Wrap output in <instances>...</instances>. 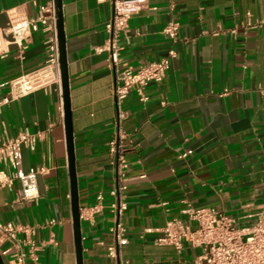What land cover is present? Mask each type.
I'll use <instances>...</instances> for the list:
<instances>
[{
    "label": "crops",
    "instance_id": "0c3cea01",
    "mask_svg": "<svg viewBox=\"0 0 264 264\" xmlns=\"http://www.w3.org/2000/svg\"><path fill=\"white\" fill-rule=\"evenodd\" d=\"M50 4L55 9L54 0H0V98L10 95L12 79L44 64L53 34L40 24L19 44L11 20L36 18ZM63 12L83 209L99 192L110 200L117 179L109 153L118 129L115 76L107 50L98 49L111 37L114 3L63 0ZM173 21L176 38L165 32ZM119 46L135 68L175 51L163 81L143 94L133 88L124 102L128 209L121 221L129 242L121 264H193L201 249L190 242L181 250L155 243L170 220L186 219L191 207L224 211L243 226L264 215V0H147ZM24 134L35 145L20 144L21 168H44L40 195L17 201L20 180L0 186V221L34 228L18 235L40 246L27 264H77L62 86L2 107L0 140ZM116 222L108 208L92 220L81 216L84 264L115 263L108 244ZM7 244L0 235V248Z\"/></svg>",
    "mask_w": 264,
    "mask_h": 264
},
{
    "label": "built area",
    "instance_id": "2783aa9c",
    "mask_svg": "<svg viewBox=\"0 0 264 264\" xmlns=\"http://www.w3.org/2000/svg\"><path fill=\"white\" fill-rule=\"evenodd\" d=\"M113 3V17L106 24L111 37L98 49L107 50V61L115 76L114 95L118 129L116 137L109 144V153L117 168V179L115 186L109 190L110 200L103 192H99L95 202L83 209L80 208V211L82 217L92 220L95 214L102 213L108 208L117 218L116 224L110 229L112 239L108 244V255L115 260L114 264H121L122 248L129 242L127 228L121 221V217L128 209L125 200L128 189L126 176L128 160L125 145L129 134L122 126L127 118L124 102L133 88L143 94L149 84L162 82L175 51L171 49L160 60L137 68L123 62L120 58L119 41L128 34L130 18L145 8L147 0H113ZM40 24L53 32L48 40L45 62L41 67L22 73L11 80L10 95L0 98V111L14 98L39 88L55 84L61 86L59 45L53 5L45 7V12L36 18L20 16L12 19L8 30L14 40L22 44L28 33L38 30ZM178 29V22L173 21L165 27V32L176 38ZM142 98L147 99L146 96ZM24 142H28L33 147L35 137L24 134L16 139L0 140V186H10L18 179L21 182V189L17 201H32L40 195L38 174L44 171V168L33 167L27 172L22 170L20 144ZM191 151L188 150V153ZM50 223H54V220ZM20 232L29 234L34 232V228L26 224L0 221L1 239L8 242L6 247L0 248L6 264H27L28 258L37 260L39 244L31 238H19ZM185 241L201 249L193 264H264V215H260L251 224L243 226L236 218L224 211L191 207L187 210L186 219L170 220L155 243L171 245L181 250ZM23 244L28 245V252L24 251Z\"/></svg>",
    "mask_w": 264,
    "mask_h": 264
},
{
    "label": "water",
    "instance_id": "95a60500",
    "mask_svg": "<svg viewBox=\"0 0 264 264\" xmlns=\"http://www.w3.org/2000/svg\"><path fill=\"white\" fill-rule=\"evenodd\" d=\"M54 7H55L56 28H57V40L59 45L61 86H62L63 107H64V125H65L66 146H67V155H68V170H69L70 185H71V207H72L73 227H74L76 253H77V264H84L80 197H79L77 165H76L70 74H69V62H68V51H67V37L65 32V20H64V12H63V0H54ZM0 264H6L5 259L1 254V252H0Z\"/></svg>",
    "mask_w": 264,
    "mask_h": 264
}]
</instances>
